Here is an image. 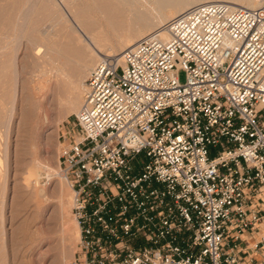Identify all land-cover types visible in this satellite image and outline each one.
<instances>
[{"label": "built area", "instance_id": "1", "mask_svg": "<svg viewBox=\"0 0 264 264\" xmlns=\"http://www.w3.org/2000/svg\"><path fill=\"white\" fill-rule=\"evenodd\" d=\"M252 2L194 5L90 70L59 153L71 264H264V0Z\"/></svg>", "mask_w": 264, "mask_h": 264}, {"label": "rangeland", "instance_id": "2", "mask_svg": "<svg viewBox=\"0 0 264 264\" xmlns=\"http://www.w3.org/2000/svg\"><path fill=\"white\" fill-rule=\"evenodd\" d=\"M84 1L88 0H0V264L74 260L78 229L71 215L70 188L59 170V153L61 136L73 128L77 114L67 112L73 91L76 88L82 98L85 80L100 61L80 42L82 33L69 16ZM157 18L154 13L152 26L157 27ZM120 23L111 16L87 17L84 26L90 33L101 31V45L108 48L110 41L116 44ZM50 44L54 50L48 49ZM37 48H43L41 53ZM110 50L103 58L112 55ZM120 53L117 49L115 55ZM82 65L90 69L80 80L75 73ZM179 80L186 82L185 71L179 72ZM28 112L30 121L24 117ZM139 159L146 162L143 156ZM62 187L69 192L65 214L58 198ZM65 219L73 229L70 237L64 232Z\"/></svg>", "mask_w": 264, "mask_h": 264}, {"label": "bare ground", "instance_id": "3", "mask_svg": "<svg viewBox=\"0 0 264 264\" xmlns=\"http://www.w3.org/2000/svg\"><path fill=\"white\" fill-rule=\"evenodd\" d=\"M212 2H224L231 4L233 6H240L246 8H254L257 6L252 2V0H88L80 6L81 8L79 10L78 9L76 11L73 10L72 15L69 16L72 17L71 20L76 24V26L82 33V35L80 36L81 38L79 37L80 42L82 44H86L89 47V49L93 51L94 54H96L100 60L101 58H103L102 53L106 49H111L110 51H112V55H108V56L106 55L105 57L108 58L118 57L119 58L118 60H120L121 54L124 50L133 46L136 42L148 36L149 34L159 30L163 25H165L167 22L178 16L180 13L184 12L185 10H187L188 8L194 5L212 3ZM154 13L158 15L157 22L155 21L157 27H155V24L154 26H152L153 23L151 24L152 22L151 17L153 16ZM107 16H111L115 18L117 22L121 20L120 23L121 30L118 33V37L116 38L115 41L116 44L114 45V43L110 41L111 43H109V47L107 48L106 46L105 48V46L103 47L101 45L100 39L98 37V33H100L101 31L96 34L90 33L86 30L84 24L85 21L87 20V17L88 18L92 17V19L94 18L96 20H100V18H105ZM100 28L103 29L102 27ZM163 37H165V35H163ZM39 48H37L38 54L41 53V50L43 49V48L41 49ZM99 48H103L101 49L103 51H99L100 50ZM48 49L54 50L53 47L52 48L49 47ZM117 49L118 51H121V53L115 55ZM51 62L53 63V61ZM86 69H88V67L83 65L79 66V68H77L76 71L77 73H75L77 74L76 77L79 78L80 80L85 79L86 78L85 75H87L90 68L88 69V71ZM60 71L59 73H61ZM75 89L73 91L74 96L73 98L70 99L67 107L68 108L67 112L70 113L72 112L77 113L83 100V96L81 98V95H77V93L75 94ZM68 90L69 92H71L70 94H72L71 87H68ZM79 93H81L80 90ZM31 115H32L31 112H28L25 114L24 117L27 118V121L28 120L30 121ZM47 169L49 173L53 172V170H51L50 168ZM68 194L69 192L63 187L60 188L58 192L59 206H60V210L62 211L61 213L64 212L68 213L67 211L68 205L66 203V199H68ZM70 225L71 224L68 222V220L66 219L63 220L64 232L69 237L71 236L69 235L70 232L73 231Z\"/></svg>", "mask_w": 264, "mask_h": 264}]
</instances>
